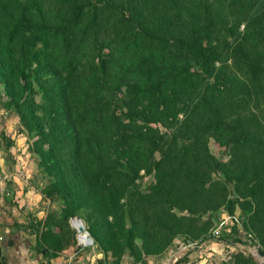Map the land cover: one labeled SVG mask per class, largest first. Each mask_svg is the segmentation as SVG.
<instances>
[{
    "label": "trees",
    "instance_id": "trees-1",
    "mask_svg": "<svg viewBox=\"0 0 264 264\" xmlns=\"http://www.w3.org/2000/svg\"><path fill=\"white\" fill-rule=\"evenodd\" d=\"M0 75L43 192L61 199L59 230L93 208L92 243L141 264L177 233L197 237L220 205L264 231V0H0ZM37 236L63 248L59 232ZM219 239L243 242L236 225Z\"/></svg>",
    "mask_w": 264,
    "mask_h": 264
},
{
    "label": "rangeland",
    "instance_id": "rangeland-1",
    "mask_svg": "<svg viewBox=\"0 0 264 264\" xmlns=\"http://www.w3.org/2000/svg\"><path fill=\"white\" fill-rule=\"evenodd\" d=\"M238 26L239 31H241L242 24ZM224 38L229 41L231 35L225 32ZM225 64V76L232 81L231 76L233 74L238 75L239 70L237 67L232 66L230 58L226 60ZM1 86L2 84L0 81V133L6 137L8 145L5 149L3 140L0 138V166H3V168L9 171V175L2 176L0 173V182L4 185L8 183L11 184V179L15 177L18 181L31 185V191L34 192L39 208L46 212L45 221L48 225L56 228V232L52 231L54 234L59 232L63 237L64 240L62 245H73L74 242L77 244L76 231L72 225L71 227L73 229H70L69 224L71 223L70 218L74 216L78 217V215H72L66 218L67 225L63 224L60 226V230L55 223L51 222L52 219H55L54 217L60 216L61 199L56 195L48 197L44 194L43 189L46 184L49 183L50 178L40 167L38 162L39 155L33 151L35 150L33 146L34 137L28 134L25 128L20 124L18 114L14 110L12 104H10L8 99L2 94ZM35 98L38 100L37 97ZM214 136L209 135L207 141L210 151L219 159H227L229 153L226 147H223ZM155 157H157V155ZM14 169L15 174L12 176L10 175V171ZM138 173L140 175L137 179L138 187L143 190L151 183L152 175L143 173V170H139ZM227 189L229 191L231 190L230 184L227 186ZM232 194L233 192L231 190L229 195L232 196ZM122 201L123 200L120 199V202ZM171 211L177 215L187 214L185 211L180 212L174 208H172ZM86 212L90 213L88 221L84 218H80L84 228L89 225V221L95 222V210L92 208V210H86ZM226 214L228 213L225 211L224 207L220 205L212 212V216L208 219L204 229L198 235L203 236L201 239L191 234L177 233L169 239L163 249L158 251L153 250L148 254H141V257L144 258V264H235V261H238V264H246V260H250L251 264H264V255H260L258 252V249L264 251V231L260 233L258 237L256 236L257 238L252 232L244 231L240 224L237 207L228 215H233L238 219L236 230L241 239H243V242H226V240L219 239L221 236H214L211 234L218 219ZM205 219L206 214L201 215L199 223L204 222ZM196 228V224H194L193 227L190 225V229L197 233ZM72 230L74 238L71 232ZM70 232L71 234H69ZM83 248H85L84 252L86 255L90 254L92 257H95V264H141L139 259H135V253L130 251L127 247L123 249L119 256H117L114 249L105 252L103 248L95 242Z\"/></svg>",
    "mask_w": 264,
    "mask_h": 264
},
{
    "label": "crops",
    "instance_id": "crops-1",
    "mask_svg": "<svg viewBox=\"0 0 264 264\" xmlns=\"http://www.w3.org/2000/svg\"><path fill=\"white\" fill-rule=\"evenodd\" d=\"M0 173L9 175L3 166ZM14 174L15 169L10 171ZM11 181L7 185L0 182V264H95V257L86 255L85 248L77 247L75 242L59 251L37 246L42 227L53 232L56 228L44 224L46 212L39 208L32 186L15 177ZM52 252L54 255L49 256Z\"/></svg>",
    "mask_w": 264,
    "mask_h": 264
},
{
    "label": "built area",
    "instance_id": "built-area-1",
    "mask_svg": "<svg viewBox=\"0 0 264 264\" xmlns=\"http://www.w3.org/2000/svg\"><path fill=\"white\" fill-rule=\"evenodd\" d=\"M237 223L238 219L233 215L226 214L225 216H221L211 234L214 236H221V234L229 232L231 226L237 225ZM72 227L76 231V242L79 248L86 247L92 243V239L89 235L83 236L82 240H78V236L80 233L82 234V232L76 230L77 226L74 225Z\"/></svg>",
    "mask_w": 264,
    "mask_h": 264
},
{
    "label": "water",
    "instance_id": "water-1",
    "mask_svg": "<svg viewBox=\"0 0 264 264\" xmlns=\"http://www.w3.org/2000/svg\"><path fill=\"white\" fill-rule=\"evenodd\" d=\"M71 218H74V219H76L77 221H79V222H82L81 221V219L79 218V217H77V216H74V217H71ZM71 224V223H70ZM84 226H83V224H78L77 225V227H76V230L77 231H82V234H83V236H86V235H88V232L84 229Z\"/></svg>",
    "mask_w": 264,
    "mask_h": 264
},
{
    "label": "bare ground",
    "instance_id": "bare-ground-1",
    "mask_svg": "<svg viewBox=\"0 0 264 264\" xmlns=\"http://www.w3.org/2000/svg\"><path fill=\"white\" fill-rule=\"evenodd\" d=\"M70 222H71L72 226H74V225L77 226L80 223L83 224L82 222H79V221H77L74 218H70ZM80 232H82V231H80ZM82 239H83V234L80 233L79 236H78V240H82Z\"/></svg>",
    "mask_w": 264,
    "mask_h": 264
}]
</instances>
